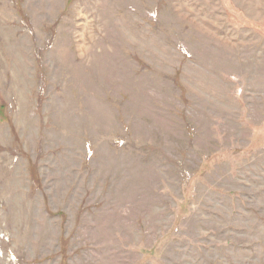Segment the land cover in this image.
<instances>
[{"label": "rangeland", "instance_id": "rangeland-1", "mask_svg": "<svg viewBox=\"0 0 264 264\" xmlns=\"http://www.w3.org/2000/svg\"><path fill=\"white\" fill-rule=\"evenodd\" d=\"M0 264H264V0H0Z\"/></svg>", "mask_w": 264, "mask_h": 264}, {"label": "bare ground", "instance_id": "bare-ground-1", "mask_svg": "<svg viewBox=\"0 0 264 264\" xmlns=\"http://www.w3.org/2000/svg\"><path fill=\"white\" fill-rule=\"evenodd\" d=\"M67 115V114H66Z\"/></svg>", "mask_w": 264, "mask_h": 264}]
</instances>
